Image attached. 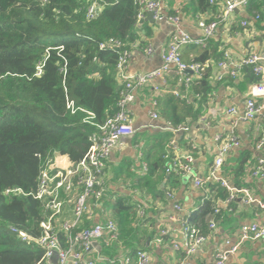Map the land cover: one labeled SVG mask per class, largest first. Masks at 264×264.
I'll list each match as a JSON object with an SVG mask.
<instances>
[{
	"label": "trees",
	"instance_id": "1",
	"mask_svg": "<svg viewBox=\"0 0 264 264\" xmlns=\"http://www.w3.org/2000/svg\"><path fill=\"white\" fill-rule=\"evenodd\" d=\"M93 1L0 0V264H35L41 259L42 247L20 241L10 228L33 238L41 235L46 211L43 202L33 197L41 171L53 162L56 154L66 156L71 163L81 160L91 135L97 131L94 125L83 122V112L72 114L66 108L67 101L94 113L98 123L114 115L123 92L117 79V61L124 51L132 53L136 48L147 47L153 33V26L138 18L142 0H95L101 8L89 18L87 9ZM256 1L250 0L248 7H260ZM217 10L216 0H184L179 7L181 15L191 17L216 14ZM167 13L175 14L173 8H167ZM219 45L218 39L210 38L205 46L191 44L181 50L183 62L187 66L198 64L199 71L189 83L186 100L175 97L171 91L155 96V111L171 127L197 122L204 106L214 97L220 82L213 80L214 69L205 67V63L223 58ZM166 78L168 89H184L178 84L176 70L169 71ZM224 80L242 90L247 84L259 82L260 76L252 66L245 65L237 78L230 76ZM139 138L135 135L133 142L138 143ZM162 141L159 139L156 147L143 149L146 171L133 174L130 183L132 188L154 198L164 197L179 184V173L171 172L162 185L167 161L163 165L158 151ZM245 169L240 165L232 170L243 173ZM8 188L20 192L6 196L4 191ZM229 195L218 183L206 184L197 209L186 216L200 235L210 232L207 215L214 209L220 211L215 199L225 200ZM103 203L117 226L116 240L111 244L100 242L101 250L108 258H114L112 263L118 264L116 256L120 249L133 259L138 250L135 242L143 243L147 228L152 229L150 239L158 236L149 201L143 205L148 207L142 206L144 215L140 219L135 214L136 205L126 198L110 203L104 197ZM87 222L82 226H87ZM56 230L65 247L63 231L59 227Z\"/></svg>",
	"mask_w": 264,
	"mask_h": 264
},
{
	"label": "crops",
	"instance_id": "2",
	"mask_svg": "<svg viewBox=\"0 0 264 264\" xmlns=\"http://www.w3.org/2000/svg\"><path fill=\"white\" fill-rule=\"evenodd\" d=\"M162 1L167 12V8L179 9L184 0ZM256 3L260 7L252 9L251 6L248 7V3L245 7H240L231 15L225 17L220 22L214 37H212L220 41L219 46L222 52L227 49L234 59L241 58L250 52L264 51V5L263 2L260 3L258 0ZM216 5L218 6L216 14L208 12L201 17L183 16L180 14V28L192 38L200 37L201 31L196 24V20L198 18L209 19L213 17L216 19V16L222 10V0H216ZM256 13L261 15L259 20L253 19ZM147 14L148 12L145 13L144 19H146ZM243 20L248 21L249 24L243 27L241 25ZM145 21H148L153 26V33L148 40V46L152 48V53L147 54L142 48L133 50L127 68L130 73H143L160 68L163 64L161 52L167 46L174 29V25L166 21ZM210 61L213 64L216 63V61ZM211 68L216 72L215 65ZM156 82L160 83L161 81L156 80ZM168 87L166 85L165 90L162 89L160 94L170 93L171 88L168 89ZM248 87L249 84H247L245 89L241 90L230 85L225 80L220 82L215 90L214 97L204 106L200 119L191 125L185 126L188 128L186 131H174L162 118L155 120L151 117L150 98L154 95L152 87H143L133 91L135 99L129 108L136 132L133 136L123 137L120 144L106 159L103 175L108 191L106 200L111 203L117 198H126L130 204L136 205L135 214L138 204L143 206L149 201V210L155 225V232L159 231L157 230L159 227H169L171 229V237L181 239L180 225L178 220L176 221L178 212L173 206L179 203L186 213L197 209L198 204L201 202L202 190L192 185V179L183 177L180 174L177 175L179 184L165 193L162 198H154L146 192H139L137 189L132 188L130 184L132 175H142V166L147 165L142 151L143 149L156 147L158 140L163 139L158 150L159 154H162L160 158L163 160V165L164 160L172 159L170 156L176 154L192 155L194 174L204 177L210 171L217 149V142L214 141V138L218 135L225 136L230 132H233L239 138L240 146L231 149L227 153L220 174L223 175L224 173L231 186L238 189H247L250 196V201H246L244 199L246 197L242 196V194L234 198H230L229 195V198L225 200L215 199L220 211L219 209V212L215 213L213 211L212 214L207 215L205 218L210 232L205 235V241L192 255H186L184 250H175L166 242L155 243V238H149L152 229L147 228L145 230V234H147L145 240L142 244L135 242V246L137 249L147 251L150 255L148 264H179L180 262L187 264H214L216 253L223 249L225 240L230 239L233 241L238 237L241 225L253 222L264 223V208L259 204L264 203V179L255 178L250 173L251 168H254L257 161L264 159V150L256 148L257 140L263 134L264 117L260 116L254 121H243L237 117L225 114V110L229 107L236 108L239 114L243 112ZM137 134L140 136V140L135 143L133 142V137ZM166 163L167 161L165 165ZM54 164L59 167H67L70 165V161L66 156L56 154ZM240 165L246 168L243 173L232 170L240 167ZM169 175L163 169L162 185L166 183ZM168 193L172 197L168 196ZM151 198L153 199L152 201ZM71 207V202L65 204L60 220L71 218ZM145 207H148L147 204ZM91 212L92 215L88 219V225L111 218V213L105 209L104 203L92 208ZM211 222L215 224L214 229L210 227ZM100 242L101 240L94 244V247L104 257V260L98 262L106 261L110 264H115L112 263L114 258H108V254L101 250ZM106 244H111V242ZM126 254V250L120 249L116 259ZM91 255L95 257L96 252L93 251ZM135 260L136 257L132 259V262ZM118 264L120 263L118 262ZM227 264H264V242L261 240L244 242L238 252L228 259Z\"/></svg>",
	"mask_w": 264,
	"mask_h": 264
},
{
	"label": "built area",
	"instance_id": "3",
	"mask_svg": "<svg viewBox=\"0 0 264 264\" xmlns=\"http://www.w3.org/2000/svg\"><path fill=\"white\" fill-rule=\"evenodd\" d=\"M250 0H222V10L216 16V19L206 22L205 19L198 18L196 24L201 31L198 38H192L186 31L179 26V9H174V15H169L165 11V4L161 0H142L141 11L138 13L140 20L145 18V13L150 12L155 21H166L174 25L167 46L161 52L162 65L143 73H130L128 71V62L131 53L124 51L119 57L116 65L117 79L123 87L122 95L117 103L116 113L102 123L95 121V115L91 111L75 107L73 101H67L66 108L74 114L77 111L85 114L83 122L94 125L97 129L90 137V145L81 160L71 163L67 167H59L51 162L47 168L41 171L39 183L33 197L43 202L46 211V218L41 223L42 233L38 238L10 228V231L19 237V240L26 243H35L42 247L43 255L35 264H42L44 261L55 259L54 264H95L104 260L94 244L99 240H105L106 243L117 239V226L114 221L108 219L103 222L91 223L82 226L85 220L92 215L91 209L101 205L102 200L107 195V187L104 180L105 162L110 153L120 144L125 136H133L136 132L133 126V119L129 106L133 103L135 96L133 91L138 88L152 87L154 95L150 98L151 117L159 119L155 111V96L162 91V86L167 83L166 75L169 71L176 70L179 73V82L183 90L179 87L171 90V93L180 99L188 98V86L191 80L198 76L199 65H186L181 56V50L186 45L196 44L205 46L208 39L214 37L218 30L220 22L225 17L231 15L236 9L245 7ZM264 5V0H261ZM214 3V0H210ZM100 5L94 0L87 9V16L94 17L100 10ZM260 13H256L254 20H259ZM248 21H241V25L247 26ZM117 46L120 43L116 44ZM135 47L137 44H133ZM147 54L152 53V48L147 46L143 48ZM215 65L216 72L213 76L215 82H222L226 77L237 78L242 66H252L256 75L260 76V81L248 87L244 110L239 114L236 108L229 107L225 110L228 116L237 117L243 121H254L258 117H264V51L250 52L241 58L234 59L227 49L223 50V58L215 64L211 61L205 63V67ZM40 71V70H39ZM156 80H160L157 83ZM169 125V124H168ZM170 127V125H169ZM173 128V127H171ZM188 128L179 126L173 128L174 131H186ZM217 142L213 163L210 171L204 177L196 176L192 167V155L172 156L167 160L166 173L176 172L192 179V185L202 190L209 182L218 183L226 188L230 193V198L239 194L245 196L246 201H250L247 189H238L230 185L229 181L220 174L227 153L240 146L239 138L230 132L225 136L218 135L214 138ZM256 148L264 150V130L262 136L256 143ZM146 171V165L142 166L141 173ZM251 176L264 179V159H259L254 168H251ZM16 188L5 189L4 194L10 196L19 193ZM168 196L172 195L168 193ZM71 202L72 216L70 219L60 220L65 204ZM264 208V203H259ZM178 212L176 221L180 225L181 239L171 237V229L162 227L158 231V236L154 239L155 243H169L175 250H184L186 255L194 254L198 247L205 241L206 236L200 235L196 225L187 219L188 213L182 205L176 203L173 206ZM218 212V209H214ZM137 218H142L144 210L141 205H137ZM179 215V216H178ZM56 227L63 231L66 239V246H62L57 236ZM211 228H215L213 222ZM167 239V240H166ZM250 240H261L264 242V223L243 224L239 228V235L235 240L227 239L224 242L223 249L215 255L214 264H227L228 259L235 255L240 246ZM95 251L96 255L91 254ZM136 260L132 262L129 255H123L119 259L120 264H148L150 255L143 249H138L135 253ZM179 264H187L180 262Z\"/></svg>",
	"mask_w": 264,
	"mask_h": 264
},
{
	"label": "water",
	"instance_id": "4",
	"mask_svg": "<svg viewBox=\"0 0 264 264\" xmlns=\"http://www.w3.org/2000/svg\"><path fill=\"white\" fill-rule=\"evenodd\" d=\"M97 12H99V10H97ZM144 20H149V21H151V22H156V21L154 20V18H153L152 13H150V12L147 14L146 19H142V20H140V22H142V21H144ZM51 260H52L53 263L56 262L55 259H51ZM67 264H71V263H67Z\"/></svg>",
	"mask_w": 264,
	"mask_h": 264
}]
</instances>
